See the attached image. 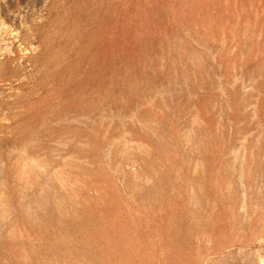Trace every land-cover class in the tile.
<instances>
[{
  "label": "rangeland",
  "instance_id": "obj_1",
  "mask_svg": "<svg viewBox=\"0 0 264 264\" xmlns=\"http://www.w3.org/2000/svg\"><path fill=\"white\" fill-rule=\"evenodd\" d=\"M0 264H264V0H0Z\"/></svg>",
  "mask_w": 264,
  "mask_h": 264
}]
</instances>
